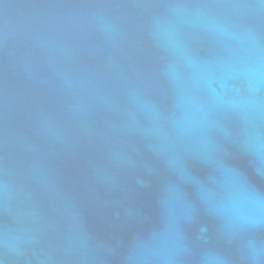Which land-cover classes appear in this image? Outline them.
I'll return each instance as SVG.
<instances>
[{"label": "water", "instance_id": "water-1", "mask_svg": "<svg viewBox=\"0 0 264 264\" xmlns=\"http://www.w3.org/2000/svg\"><path fill=\"white\" fill-rule=\"evenodd\" d=\"M2 264H264V0H0Z\"/></svg>", "mask_w": 264, "mask_h": 264}, {"label": "clouds", "instance_id": "clouds-1", "mask_svg": "<svg viewBox=\"0 0 264 264\" xmlns=\"http://www.w3.org/2000/svg\"><path fill=\"white\" fill-rule=\"evenodd\" d=\"M0 264H2V261H0Z\"/></svg>", "mask_w": 264, "mask_h": 264}]
</instances>
